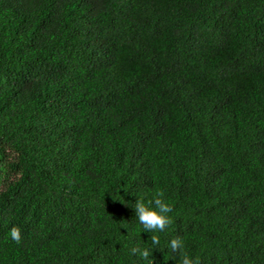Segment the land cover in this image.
Instances as JSON below:
<instances>
[{
    "label": "trees",
    "instance_id": "1",
    "mask_svg": "<svg viewBox=\"0 0 264 264\" xmlns=\"http://www.w3.org/2000/svg\"><path fill=\"white\" fill-rule=\"evenodd\" d=\"M176 237L264 264V0H0V264H181Z\"/></svg>",
    "mask_w": 264,
    "mask_h": 264
},
{
    "label": "clouds",
    "instance_id": "2",
    "mask_svg": "<svg viewBox=\"0 0 264 264\" xmlns=\"http://www.w3.org/2000/svg\"><path fill=\"white\" fill-rule=\"evenodd\" d=\"M164 195L163 191H157L154 198L147 202L143 197H140L132 207L135 211V218L143 226L144 232L151 233L150 239L153 246H158L160 243L159 237L155 233L163 232L172 223V219L168 214L173 212V207L165 201ZM9 235L16 243L21 242L22 236L18 227H13ZM169 248L172 252L180 253L181 264H200L199 258L194 259L184 251L181 238H173L169 243ZM131 252L134 255H139L144 260H148L151 254L147 248L142 249L139 246L133 247ZM150 264H154V260L150 261Z\"/></svg>",
    "mask_w": 264,
    "mask_h": 264
}]
</instances>
